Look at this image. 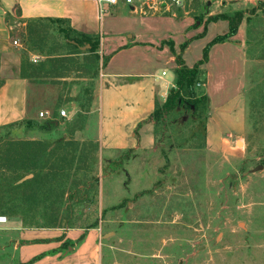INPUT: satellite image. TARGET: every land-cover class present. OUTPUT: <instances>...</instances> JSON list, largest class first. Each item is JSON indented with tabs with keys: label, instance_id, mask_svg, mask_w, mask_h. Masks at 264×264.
<instances>
[{
	"label": "rangeland",
	"instance_id": "1",
	"mask_svg": "<svg viewBox=\"0 0 264 264\" xmlns=\"http://www.w3.org/2000/svg\"><path fill=\"white\" fill-rule=\"evenodd\" d=\"M205 3L189 0L182 11L195 13ZM243 14L246 130L228 154L206 148L204 114L188 107L168 115L151 152L101 153L93 141H77L66 157H47L45 146L23 145V127L0 128V214L30 215L43 228H98L100 264H264V3ZM65 28L35 23L19 43L38 61L55 52L80 54L74 69L97 78L102 62L66 39ZM92 82L81 87V113L62 120L73 121L65 123L70 140L87 125ZM49 178L63 185L42 190Z\"/></svg>",
	"mask_w": 264,
	"mask_h": 264
},
{
	"label": "crops",
	"instance_id": "2",
	"mask_svg": "<svg viewBox=\"0 0 264 264\" xmlns=\"http://www.w3.org/2000/svg\"><path fill=\"white\" fill-rule=\"evenodd\" d=\"M259 2L206 0L205 8L195 13L173 9L144 16L122 3L106 6L103 15L95 0H0V128L23 127L25 142L42 143L54 153L66 152L77 141H93L101 153L157 151L151 117L176 86L177 58L195 67L206 47L230 32L227 20L209 19L243 13ZM57 21H63L65 29L99 38L96 52L82 46L102 62L97 78L81 77L74 69L84 60L80 54L55 52L40 55L34 63L33 51L14 45L24 41L20 34L35 23L59 25ZM242 26L243 21L234 36L213 44L201 66L206 148L218 154H228L246 130L249 54ZM91 81L87 125L70 140L65 123L73 121L64 123L59 113L79 115L84 104L81 87ZM23 217L30 215L6 216L8 222L0 225V264L101 263L100 229L65 223L56 228L25 226Z\"/></svg>",
	"mask_w": 264,
	"mask_h": 264
},
{
	"label": "trees",
	"instance_id": "3",
	"mask_svg": "<svg viewBox=\"0 0 264 264\" xmlns=\"http://www.w3.org/2000/svg\"><path fill=\"white\" fill-rule=\"evenodd\" d=\"M244 19L243 13H235V14H223L219 15L216 17H212L209 19V21L214 22L218 20H227L230 23V32L229 34L221 37H217L210 45L206 47L204 50V57L203 60L197 64L193 68H188L185 66L182 58L179 56L177 58V71H176V86L175 88L171 89L166 102L164 104H159L157 103L155 112L153 113L151 117V121L154 122L155 127H156V139L158 141L157 137V132L158 128L162 126L163 124L165 125V120L167 119L168 115H173L174 112L178 109H183V108H189V110H195V113H199L202 111L204 114V132L206 131V119H207V106H206V94L204 92V87L206 84V80L204 77V73L201 70V66L207 62L208 57H209V51L210 48L213 44L217 43H223L227 41L231 36H234L239 29L240 24L242 23ZM55 22V21H54ZM56 23L62 24L63 21H57ZM61 33L64 34L65 38L68 40H72L75 43H77L80 46H85V45H90L89 52H96L99 48V38L90 36V35H84V34H79L76 31L71 30L70 28L67 29H60ZM172 113V114H171ZM171 117V116H170ZM28 124L32 123L28 122ZM30 125V126H31ZM28 144L30 145H43L42 143H35V142H23V145ZM44 146V145H43ZM62 148V145H61ZM49 146H45L43 152L44 154L49 155L54 154V150L51 152L48 151ZM64 153V152H63ZM67 155V152H65V157ZM49 159V158H48ZM64 162L66 161V158L62 159ZM43 171H46L47 166L40 168ZM58 170V169H57ZM65 171V170H62ZM29 173L32 172L31 170L28 171ZM62 175H57L56 178ZM35 177L29 181H26V184L34 183ZM41 182V181H40ZM61 182L60 180H56L55 178H49L48 180H45L42 182V190L48 191L51 187H55L58 185V183ZM61 186L63 184L59 183ZM41 185L39 186V189L41 190ZM62 190V195L63 198L68 195V192L66 191V187ZM47 194V193H46ZM37 196V195H36ZM39 197V196H38ZM27 199V197H25ZM40 201V197L38 199ZM29 210V209H28ZM55 217L54 215H51ZM34 217H23V221L25 223V226L32 225L34 224ZM54 220V219H51ZM37 222V221H36ZM95 228V227H93Z\"/></svg>",
	"mask_w": 264,
	"mask_h": 264
},
{
	"label": "built area",
	"instance_id": "4",
	"mask_svg": "<svg viewBox=\"0 0 264 264\" xmlns=\"http://www.w3.org/2000/svg\"><path fill=\"white\" fill-rule=\"evenodd\" d=\"M99 7L101 14L107 12L106 6L116 7L119 4H125L128 7H132L135 11L141 15H155V14H166L172 13L173 9H185L189 0H95ZM264 3V0H259ZM187 12V11H185ZM15 46H19V41L14 42ZM34 63L38 62V59L33 60ZM40 118H45L44 113L39 114ZM59 116L62 119H67L68 114L65 110H61ZM8 222L6 217L0 216V225H4Z\"/></svg>",
	"mask_w": 264,
	"mask_h": 264
},
{
	"label": "water",
	"instance_id": "5",
	"mask_svg": "<svg viewBox=\"0 0 264 264\" xmlns=\"http://www.w3.org/2000/svg\"><path fill=\"white\" fill-rule=\"evenodd\" d=\"M258 170V169H257ZM29 178H31V177H29ZM107 237V236H106Z\"/></svg>",
	"mask_w": 264,
	"mask_h": 264
},
{
	"label": "bare ground",
	"instance_id": "6",
	"mask_svg": "<svg viewBox=\"0 0 264 264\" xmlns=\"http://www.w3.org/2000/svg\"><path fill=\"white\" fill-rule=\"evenodd\" d=\"M239 145H241V144H239Z\"/></svg>",
	"mask_w": 264,
	"mask_h": 264
}]
</instances>
